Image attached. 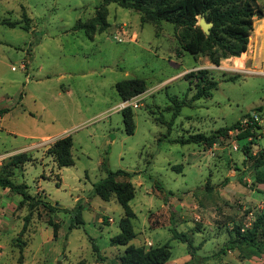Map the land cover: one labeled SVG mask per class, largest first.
I'll list each match as a JSON object with an SVG mask.
<instances>
[{
    "label": "rangeland",
    "instance_id": "rangeland-1",
    "mask_svg": "<svg viewBox=\"0 0 264 264\" xmlns=\"http://www.w3.org/2000/svg\"><path fill=\"white\" fill-rule=\"evenodd\" d=\"M103 1H0V170L13 156L29 155L30 162L8 175L35 198L24 201L0 187V264H121L125 246L111 239L121 232L123 208L93 193L107 170L132 175L120 178L135 188L132 245L147 251L169 245L167 264H264L263 237L257 238L259 256L245 258L234 249L204 261L235 238L236 227L249 230L264 216V184L257 182L264 169H255L264 154V75L257 72L264 63L240 73L228 60L213 66L206 56L179 55L181 28L143 22L140 12L118 3L108 6L105 32L89 38L75 29ZM258 2L264 7V0ZM258 40L264 49V35ZM258 58L264 62V51ZM200 69H209L217 86L210 98L192 101L196 80L184 77ZM134 78L145 80L147 91L124 101L116 84ZM173 98L185 101L176 117ZM127 106L134 114L133 135L121 112ZM249 115L261 127L253 144L239 141L236 131L212 148L177 142ZM68 136L74 165L59 167L48 151ZM39 197L65 211L40 204ZM78 202L84 225L70 229ZM172 228L195 249L174 239ZM93 245L105 261L98 262Z\"/></svg>",
    "mask_w": 264,
    "mask_h": 264
},
{
    "label": "trees",
    "instance_id": "trees-1",
    "mask_svg": "<svg viewBox=\"0 0 264 264\" xmlns=\"http://www.w3.org/2000/svg\"><path fill=\"white\" fill-rule=\"evenodd\" d=\"M2 1V0H0ZM104 0L103 3L96 8L95 16L87 22L78 21L75 29L85 31V34L92 38L97 33L105 32L110 24L107 21L108 6L112 3H118L121 7L133 9L142 14L143 22H159L165 21L173 24L175 27L182 29V34L178 36L179 48L177 53L182 51L188 52L195 57L206 56L213 66H220V63L230 58H238L247 52L250 36L254 31L255 21L264 18V7L259 4V0ZM199 17H204L208 22L213 23L210 34L206 35L199 27ZM10 26L15 24L9 23ZM27 28V27H26ZM211 71L209 69H200L192 71L185 75L184 78L196 80L192 101L202 98H210L212 90L217 86V82L209 77ZM116 90L124 101L131 100L136 96L147 91V83L143 79H128L118 82ZM176 117L181 108L185 105V101H179L173 98ZM1 110L0 113H3ZM126 132L133 135L135 131V122L133 110L127 106L121 110ZM249 120L254 117L249 115ZM244 122L238 121L231 127L221 128L210 135L194 134L187 139L178 140L177 142L185 144L204 145L206 148H212L220 143L222 138H226L230 132L240 130L237 135L238 140L249 139L253 137L252 143L258 139L261 134L260 125L255 123L253 126L243 128ZM73 141L70 136L58 139L49 149L48 153L53 156L59 167L73 166L74 159L72 155ZM248 152L249 146H245ZM31 161V157L25 153L17 154L0 170V187L8 189L13 193H19L23 196L24 201H34L27 191L25 184H15L8 174L12 170L22 168L26 163ZM174 169L181 170V166H175ZM264 169V154L255 163V169ZM10 171V172H9ZM108 176L102 182L94 185L93 193L105 202L116 199L122 206L124 214L120 221L121 232L111 239L114 246H125L124 254L120 257L121 264H167L171 258V249L169 245H164L150 250L143 247H136L131 244L135 238L133 227V219L135 213L130 206L131 200L135 197V188L131 182L120 181L121 177L130 178L132 175L125 171L107 170ZM257 182L264 184V171L257 174ZM160 189L163 186L156 184ZM37 202L54 210H64L61 207L53 206L43 201V197H39ZM84 206L78 202L71 220L70 229L81 227L84 225L83 220ZM30 217H26L24 227L20 234L26 230ZM54 237L58 236V226L53 225ZM174 239L187 243L193 250L192 241L185 233H180L176 228L171 229ZM258 237L264 238V216H261L254 223L253 227L244 231L241 227H236L235 238L231 239L226 246L217 254L207 257L204 261L214 259L216 256L228 251L238 249L245 258L259 256L262 254L261 241ZM20 246L23 243L20 239H16ZM94 252L97 254L98 262L105 261L101 256L97 245H93Z\"/></svg>",
    "mask_w": 264,
    "mask_h": 264
},
{
    "label": "crops",
    "instance_id": "crops-1",
    "mask_svg": "<svg viewBox=\"0 0 264 264\" xmlns=\"http://www.w3.org/2000/svg\"><path fill=\"white\" fill-rule=\"evenodd\" d=\"M264 18L263 19H257L255 21V25H254V31L252 33V35L250 36V40H249V46H248V50L247 52L243 53L240 57L238 58H230L228 59V61L233 62V64L236 66L235 67V71L240 72V73H250L251 71L249 70V66H253V70L254 65L255 64H263L264 62L262 60L259 61L260 57V53H263L264 49H258L259 47V40L258 37L264 35ZM261 30V31H260ZM257 32H259V34H257ZM245 55V56H244ZM244 57L246 60L244 61H240L242 58ZM239 61L241 62V64L239 63ZM259 61V62H258ZM258 73H261L264 75V71H262V69L257 71Z\"/></svg>",
    "mask_w": 264,
    "mask_h": 264
},
{
    "label": "water",
    "instance_id": "water-1",
    "mask_svg": "<svg viewBox=\"0 0 264 264\" xmlns=\"http://www.w3.org/2000/svg\"><path fill=\"white\" fill-rule=\"evenodd\" d=\"M198 25L206 35L210 34V29L213 27V23L208 22L204 17H200V21H199ZM43 201L45 203H49V204L54 205L56 207H60L59 205L55 204L53 201H51L48 198H43Z\"/></svg>",
    "mask_w": 264,
    "mask_h": 264
},
{
    "label": "built area",
    "instance_id": "built-area-1",
    "mask_svg": "<svg viewBox=\"0 0 264 264\" xmlns=\"http://www.w3.org/2000/svg\"><path fill=\"white\" fill-rule=\"evenodd\" d=\"M255 123H257L258 125H260L259 119L255 116L253 120H249L247 119L246 121H244V125L243 128H247L248 126H253ZM237 134H239L241 131L240 130H235ZM260 133V131H258ZM231 133V132H230ZM249 142L253 141V137H250ZM233 150L234 151H238L239 150V145L238 142H236L233 145Z\"/></svg>",
    "mask_w": 264,
    "mask_h": 264
},
{
    "label": "bare ground",
    "instance_id": "bare-ground-1",
    "mask_svg": "<svg viewBox=\"0 0 264 264\" xmlns=\"http://www.w3.org/2000/svg\"><path fill=\"white\" fill-rule=\"evenodd\" d=\"M263 26H264V23H263ZM261 31V30H260ZM257 34H259V32H257ZM245 56V55H244ZM241 59V61H243V63H244V61L246 60L244 57H242V58H240ZM240 64H241V62H240Z\"/></svg>",
    "mask_w": 264,
    "mask_h": 264
}]
</instances>
